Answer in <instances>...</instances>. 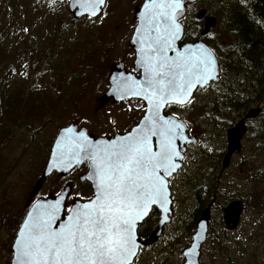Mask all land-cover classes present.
Masks as SVG:
<instances>
[{
	"label": "rangeland",
	"instance_id": "obj_1",
	"mask_svg": "<svg viewBox=\"0 0 264 264\" xmlns=\"http://www.w3.org/2000/svg\"><path fill=\"white\" fill-rule=\"evenodd\" d=\"M145 1L108 0L95 19L74 20L69 0H0V116L15 112L14 119L0 125V137L6 135L0 143V264H11L14 231L35 201L56 197L68 184L73 185L68 207L91 198V189L79 181L85 168L65 177L53 174L34 198L30 194L61 129L75 124L96 136L111 135L131 120L132 106L103 107L101 97L110 88L113 65L123 61L132 67L129 41L137 24L135 11ZM213 3L199 0L193 7L212 10ZM222 29L217 25L204 41L227 49L230 43ZM223 85L202 89L185 107L169 110L188 125L197 142L188 147L183 168L169 182L173 216L162 239L139 254L134 264H183L182 253L199 219L194 223L197 210L210 205L200 264H264V133L257 137L264 124V104L235 112ZM248 88L239 100L247 98ZM254 108H262L263 115L247 122L242 151L224 169L227 130ZM260 174L263 180L256 182ZM214 180L218 184L210 198L205 188ZM236 200L245 208L238 228L228 231L223 210Z\"/></svg>",
	"mask_w": 264,
	"mask_h": 264
},
{
	"label": "snow or ice",
	"instance_id": "obj_2",
	"mask_svg": "<svg viewBox=\"0 0 264 264\" xmlns=\"http://www.w3.org/2000/svg\"><path fill=\"white\" fill-rule=\"evenodd\" d=\"M105 0H80V7L96 14ZM135 34L139 38L138 67L144 79L128 80L122 91L147 102L143 127L109 142L93 143L83 132L63 129L56 140L52 167L67 171L90 162L87 177L94 194L87 203L68 207L57 194L52 203H37L28 211L13 247L16 264H130L135 254L136 222L150 205L166 202L161 179L174 169L178 152L173 141L181 125L160 116L169 103L183 105L196 85L214 78V60L209 51L177 53L173 42L180 37L177 17L181 0H146ZM123 98V97H121ZM159 137V152L150 146ZM61 209L67 222L57 225Z\"/></svg>",
	"mask_w": 264,
	"mask_h": 264
},
{
	"label": "water",
	"instance_id": "obj_3",
	"mask_svg": "<svg viewBox=\"0 0 264 264\" xmlns=\"http://www.w3.org/2000/svg\"><path fill=\"white\" fill-rule=\"evenodd\" d=\"M55 1L58 3H64L66 0H55ZM106 1L107 0H105L104 5L101 6L100 10L94 15H90L85 9H83L79 6L80 0H69V10L68 11L72 15L74 20H80L84 17L96 18L102 13L103 9L105 8ZM197 1L198 0H181V11L177 17V22L180 25V37H179V39H177L173 42V47L176 49V51L170 50L168 52V55L172 58H175L177 53H185L187 51H191V53H193V54H199V51L201 49L209 51L212 55L213 60H214V78L209 79L204 84L194 86L191 89L190 95L188 96L187 100L181 106L187 105L193 99L194 94L198 89H207L210 87V85L212 83L219 82V79H220V66H219L218 59H217L215 53L212 51V49L207 44H205V42H203L200 39V40H197L193 43H187L183 46H180V44H179L181 38L183 37V31H184L183 24L181 23V19L186 14L187 5L193 4ZM145 2L143 3V5L145 4ZM143 5L140 8L136 9V11H135L137 25L140 22L139 18L141 16H143L144 11H145ZM196 19L200 22H203V31L201 33L202 37L207 36V34L213 28H215L218 25V20L213 16H209L208 11L205 9H202V10L197 12ZM130 45L136 51L135 65H136L137 71L141 70V76L139 78H137L135 76V74H131V73L126 72L123 65H114L112 67L110 75H109L110 88L103 95V97H101V102H103V103L108 102L111 98H114L115 101H123V100L129 99V98H139V97L127 96L122 91L123 83L125 81L134 80V81L139 82V81L144 79V69L142 67H138L137 49L140 47V43H139L138 36L135 34V31L133 33ZM121 97H123V98H121ZM169 104H176V103H169ZM169 104H166L162 108H160L159 114L164 119L175 120L176 122H178L181 125V128L177 131V135L173 141V147L175 148V150L178 152L179 155H178V157H175L174 161H173V163L175 164V168L169 169L167 175L161 176V179H162L163 184H164L165 189H166V202L164 203L163 206H161L159 203L150 205L147 212L145 213V215L143 217H141V219L136 222V225L134 228V239L136 241V248H135V254L130 258V264H133L134 260L138 256L140 249H144L147 245L153 244V243L157 242L160 238H162L165 226L170 223L171 218L173 216L171 190L169 188V179L172 178L174 175H176L181 170V168L183 167V161H184L185 153H186V146L191 145V144H195L197 142L196 137H188L187 136L186 125L181 119H178L174 116L165 114V109H166L167 105H169ZM176 105H180V104H176ZM260 113H261V108L250 109L241 120H239L236 124L233 125V127H231L230 129L227 130V151H226V154L224 156L223 163H222L224 169L229 168L231 165V161H232L233 156L241 153V151H242V140L248 132L247 121L251 120V119L258 118ZM143 120H144V118H143ZM142 121L139 124V126H141V127H143ZM69 127H71L76 132H79V131L85 132L89 136V138L91 139V141L93 143L109 142V141L115 140L118 137H123V136H116V137H112L110 139H108V138H95L93 135H90L85 128L79 129L78 126L75 124H71V125L63 128V129H67ZM63 129H61L58 132V134H57V136H56V138L52 144L48 161H47L45 168H44V170L40 176V179L37 181V183L35 184L32 192L30 194V199L34 198L41 191L44 184L47 182V180L54 173H56L62 177H65L68 174H70L74 169H79L83 165L87 166L88 172L86 174H84L80 178V180L82 182H85V181L90 182L92 184L93 191H94L93 181L91 179L87 178L92 171L91 166H90V162H83L82 161L81 163H79L78 165H74L73 167H71L67 171L63 170L62 166L57 167V168L52 167L51 162L53 160V153L56 151V140L61 135V132ZM154 139L156 140L157 145H158V148L156 151H154L152 148V141ZM150 143H151L152 150L154 152H159V149H160L159 137H155V136L151 137ZM72 188H73V185L68 184L59 193L61 196L66 197V199L64 201H62V203L67 204V200H68L69 196L71 195ZM56 200H57V196L56 197L49 196L47 199H39V200L35 201L33 203V205L37 204V203H52V202H55ZM87 202L88 201L75 200L72 207H74L75 204H84ZM32 206L30 207V209L28 211H30L32 209ZM152 207H157L161 212L158 227L154 231V233L152 234V236L150 237L149 240H147L146 242H141V240H139V236L137 233L138 226L144 220V218L147 216V214L149 213V210ZM244 208H245L244 202L239 201V200L230 202L227 205V207L224 208L223 220H224L225 227L228 231H234L238 228L240 221H241V216H242V213L244 211ZM26 216H27V214H26ZM26 216H25V218H26ZM58 216L60 217V219L57 221V225H54V227L58 226L59 224H63V223L67 222V213L64 212L63 209H61V212L58 213ZM210 217H211V207L208 206L207 208H205L203 210L201 216L199 217V219L196 223L195 232L192 235V241H191L190 245L187 248H185L183 253H182V256L184 258L183 264H200L202 246L206 242L207 236H208ZM25 218H24V220H25ZM24 220H23L20 228L23 226ZM20 228H19V230H20ZM19 230H18V232H19ZM16 238H17V234H16ZM16 238L14 240V243L16 241ZM14 243L12 246V251H13ZM11 264H16L14 255H13Z\"/></svg>",
	"mask_w": 264,
	"mask_h": 264
},
{
	"label": "trees",
	"instance_id": "obj_4",
	"mask_svg": "<svg viewBox=\"0 0 264 264\" xmlns=\"http://www.w3.org/2000/svg\"><path fill=\"white\" fill-rule=\"evenodd\" d=\"M213 1L215 8H212V10L207 9V11L217 17L219 27L223 25L221 35L228 39L230 46L226 49L225 46L216 44V41L207 42L213 51L219 52L217 53V58L221 67L220 80L218 83L212 84L211 87H214V85L220 87V85L224 84L222 87H225L229 92L228 94L231 97L229 100L230 102L232 101V109L235 112L247 110L254 103L264 104V0ZM193 6L194 4L188 6L183 22L186 23L187 27V39L195 41L200 38L201 30L197 26L198 21H196V13L198 11ZM2 52L0 51V64L4 60ZM245 85L249 86L247 98L243 97L239 100L237 96H244ZM239 87L242 88V91L239 90ZM250 88L252 89L251 93L249 92ZM18 109L19 107H16V111ZM14 115L15 112L12 111L1 115L0 125L1 123L4 124V120L10 121L14 119ZM262 115L261 109L258 118H261ZM255 120L251 119L247 122ZM262 124L259 125L261 132L258 133L257 137H260L262 132L264 133V124ZM5 136L1 135L0 143L3 142L1 138ZM261 142L263 143L264 140ZM261 174H264V172ZM261 174L256 179V182L263 180ZM217 184L218 180H214L212 187L210 183L205 188V192L210 198L214 197V190ZM203 210L202 207L197 210L194 223L201 216ZM14 235H16V230Z\"/></svg>",
	"mask_w": 264,
	"mask_h": 264
},
{
	"label": "flooded vegetation",
	"instance_id": "obj_5",
	"mask_svg": "<svg viewBox=\"0 0 264 264\" xmlns=\"http://www.w3.org/2000/svg\"><path fill=\"white\" fill-rule=\"evenodd\" d=\"M185 19V17L183 18V20ZM183 20L181 21V23L183 24V28H184V31H183V37L181 38L179 44L180 46H183L187 43H193L198 39H196L195 41H192L191 39H187V36H186V23L183 22ZM136 23H137V20H136ZM198 24H202L200 22H198ZM137 26V24H136ZM133 28V31H132V34H131V38H130V41H129V46L131 48V51L132 53L134 54V61L132 63V67H128V65L126 66L125 62L121 61V62H118V64H115V65H123L124 66V69L126 72L128 73H131V74H135V76L137 78H139L141 76V70L137 71L136 70V65H135V60H136V51L134 50V48L130 45V42H131V39H132V36H133V33L135 31V27ZM198 28L201 30V33L203 31V24L200 26L198 25ZM201 40H205L204 38H202ZM205 42V41H204ZM114 66V65H113ZM112 66V67H113ZM112 69V68H111ZM111 72V71H110ZM202 89H198L195 94L200 91ZM207 90V89H206ZM194 94V96H195ZM110 103L114 104V105H119V104H123V105H130L132 107L128 108V110L132 113V114H129V115H132L131 117V120L128 121L124 127H123V130L121 132H115L113 134H106V135H101V136H96L95 134H92V133H89L90 135H93L95 138H112V137H116V136H127L129 133L132 132L133 129H135L140 123L141 121L143 120V118L145 117V112H146V109H147V102L145 100H142L141 98H129V99H126V100H123V101H115L114 98L111 100H109L108 102L106 103H103L102 102V106L105 107L107 105H109ZM188 105V104H187ZM186 106V105H185ZM185 106H181V105H176V104H169L167 105L166 109H165V114L166 115H173L171 112H169V110L171 108H174V107H185ZM262 109V108H261ZM176 117V116H174ZM177 118V117H176ZM129 120V119H128ZM184 122V121H183ZM185 123V122H184ZM186 125V123H185ZM82 129V128H81ZM186 132H187V136L188 137H193L191 136V133H190V129L188 128V125H186ZM150 143V141H149ZM150 146H151V143H150ZM190 145H187L186 146V152H187V149ZM152 148L154 151L157 150L158 148V145H157V142L156 140L154 139L152 141ZM186 155V153H185ZM184 161H185V158H184ZM184 161H183V165H184ZM81 168H85L86 172L83 173L82 175H80L79 177V181L82 183V184H85L86 186H88L91 191H92V196L91 198H93V194H94V191H93V187H92V184L88 181H85V182H82L80 180V178L86 174L88 172V169H87V166L86 165H83ZM81 168L77 169V170H80ZM183 168V167H182ZM181 168V169H182ZM172 178L169 179V182L171 181ZM90 198V199H91ZM90 199L88 200H84V201H89ZM160 215H161V212L160 210L157 208V207H152L150 210H149V213L147 214V216L144 218V220L139 224L138 226V230H137V233H138V236H139V240H141V242H146L147 240L150 239V237L152 236V234L154 233V231L157 229L158 227V223H159V220H160ZM167 226V225H166ZM165 226V227H166ZM165 230V229H164ZM162 239V238H160ZM160 239L158 241H160ZM157 241V242H158ZM191 241H192V237H191ZM156 243H153V244H150V245H147L144 249H140L139 250V254H141L142 252L144 251H147V250H150L152 249L156 244ZM138 257V256H137ZM137 259V258H136ZM136 259L134 260V262L136 261ZM134 264V263H133Z\"/></svg>",
	"mask_w": 264,
	"mask_h": 264
}]
</instances>
